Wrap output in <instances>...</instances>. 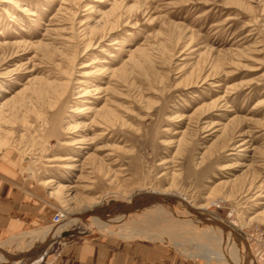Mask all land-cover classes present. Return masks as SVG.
<instances>
[{
    "label": "rangeland",
    "instance_id": "obj_1",
    "mask_svg": "<svg viewBox=\"0 0 264 264\" xmlns=\"http://www.w3.org/2000/svg\"><path fill=\"white\" fill-rule=\"evenodd\" d=\"M72 138L84 143L66 147ZM1 150L54 212L165 190L263 243L264 0H0ZM67 156L76 161L56 158ZM50 225L1 240L0 255L26 254ZM65 231L31 264L85 239L190 261L207 250L192 234L153 240L78 218Z\"/></svg>",
    "mask_w": 264,
    "mask_h": 264
},
{
    "label": "bare ground",
    "instance_id": "obj_2",
    "mask_svg": "<svg viewBox=\"0 0 264 264\" xmlns=\"http://www.w3.org/2000/svg\"><path fill=\"white\" fill-rule=\"evenodd\" d=\"M87 92L88 91H83L82 95L80 96H89ZM99 114H100V111H99ZM181 118H184V116H182ZM67 129H70V128L68 127ZM241 135H244V134H241ZM245 142L246 141H241L238 145H236V147L240 148L241 146L245 144ZM81 143H84L83 138H72V139H69L63 142V144L66 147H70V148L74 147L76 144H81ZM240 150H243V149H240ZM56 158H58V160L76 161L75 158L69 157V156L56 157ZM62 166H63L62 168H66V169L72 167V165L70 164H63ZM50 182L51 180H45L43 181L42 184L44 186V185L49 184ZM157 192L163 195L167 194L166 193L167 191L165 190L164 191L160 190ZM50 194H53V192H50ZM136 194L137 193H133L129 195V197L119 198L117 196V198L114 197L112 199H102L101 201L92 202L90 205L86 206L85 211H90V210H93L94 208H98L100 210L105 209V210L102 213L86 215L83 218H79L77 217V215H80L85 211L76 213V217H73L72 216L73 214L68 213L66 211H65L66 213L61 210L57 211V212H63V216H64L63 219L56 224H53L51 221L50 226H55V227L53 228L51 227L52 228L51 230H49L50 229L49 228L47 231L43 232L45 233L43 240L40 241L37 245H35L32 249H30L26 254L21 255L19 257H12L13 260L17 258L14 264L33 263L35 258L42 254V252L51 243L52 240L56 238H61L62 236L66 234V232H68V231H65V225L69 224L72 221L74 222L77 218L79 221L86 224L87 227L90 229L94 228L98 230L99 229L106 230V228L110 224H115L117 228H119L122 231H125V232L131 231V233L133 234L135 233L136 236L140 238H147V239L151 238L153 240L160 239V238L168 239L169 236L177 237L185 233L192 234L191 236L193 239L195 238L200 241L203 240V242H205V244L207 245V250H203V249L201 250V249L195 248L194 249L195 251L190 253V255L194 256L196 260H200L204 263H210L213 261L214 262L217 261L222 264H237L238 263L237 260L239 257L241 264H245V262H247V264H255L254 259L251 255L249 244L247 240L243 238V234L241 233L239 229H236L235 227L231 226L235 228L237 231H239V233L241 234L242 239L240 241L237 238V236L234 233L230 232L229 230L222 228L219 225L204 222L207 220V217L204 213H208L211 215L210 216L211 218H214L220 222L226 223L222 218L214 214H211L209 211L206 210L208 208L207 203L199 204V205L186 204L189 207H192L198 211L203 212V213H199V212L191 211L189 208H187L188 206L182 205L180 201H179L180 203L178 202L179 203L178 204L176 200L175 201L173 200L176 198V197L173 198V196L164 198L163 195L160 196L159 194H156L153 192H144V193H139L137 195ZM156 197L163 198L162 199L163 202L158 204L161 207V209L159 208V206H156L157 204L156 205L155 204L153 205L145 204L147 203L148 199L156 198ZM164 199H166L167 202ZM140 202H142L143 204ZM128 203L130 204L127 205ZM145 205H149V207L148 206L146 207ZM127 208L133 211L127 212L126 211ZM129 213H132L137 216V221H139L138 222L139 226L133 227L129 225L130 222H128L127 220V216H129ZM254 217H252L251 219H254ZM140 223H143L146 228H143L141 226L142 224ZM158 223H161V224L165 223L166 224L165 229L154 228L157 230H152L153 228H149L150 226H155ZM226 224L228 225V223ZM200 227H205V228L207 227L211 229L210 232L207 233L208 237H205L207 239H203L204 237L203 235L196 237L195 234L197 233H195V231L199 232V230H201ZM148 229H151V230H148ZM162 230H164L163 233H161ZM175 230L179 232L177 233L175 232ZM224 232L226 233L225 235L227 236L224 235ZM136 236H133V237H136ZM262 245L264 246V242L262 243ZM36 252H38V255L35 257L34 254ZM13 260H7L0 255V264H10L11 261Z\"/></svg>",
    "mask_w": 264,
    "mask_h": 264
},
{
    "label": "crops",
    "instance_id": "obj_3",
    "mask_svg": "<svg viewBox=\"0 0 264 264\" xmlns=\"http://www.w3.org/2000/svg\"><path fill=\"white\" fill-rule=\"evenodd\" d=\"M11 157L6 151H0V241L46 228L56 213L50 205L45 204L43 188L23 178L19 164ZM249 248L255 264H264L262 243L252 242ZM180 254L171 247L157 249L136 243L117 246L101 240L85 239L63 248L52 264L213 263L190 261L186 259L187 256ZM237 262L241 264L239 257Z\"/></svg>",
    "mask_w": 264,
    "mask_h": 264
},
{
    "label": "water",
    "instance_id": "obj_4",
    "mask_svg": "<svg viewBox=\"0 0 264 264\" xmlns=\"http://www.w3.org/2000/svg\"><path fill=\"white\" fill-rule=\"evenodd\" d=\"M163 198H159V197H156V198H150V199H148L147 200V203H145V204H149V205H153V204H159V203H162L163 202V200H162ZM134 201V200H133ZM132 201V202H133ZM131 202V203H132ZM140 203H142V202H140ZM130 203H128L127 205H129ZM143 204V203H142ZM187 208H189L191 211H193V212H199V213H203V212H201V211H198V210H196V209H194V208H192V207H187ZM105 210V209H104ZM104 210H100V209H98V208H94L93 210H90V211H85V212H83L82 214H80V215H77V217H79V218H83L84 216H86V215H91V214H96V213H102ZM125 211V210H124ZM126 211L127 212H131V211H133V210H130L129 208H127L126 209ZM205 215H206V217H207V220L206 221H204V222H208V223H211V224H215V225H219V226H221L222 228H225V229H227V230H229L230 232H232V233H234L236 236H237V238L239 239V241L242 239V236H241V234L239 233V231H237L235 228H233V227H231L230 225H227L226 223H224V222H220V221H218V220H216V219H214V218H211L210 216V214H208V213H204Z\"/></svg>",
    "mask_w": 264,
    "mask_h": 264
},
{
    "label": "built area",
    "instance_id": "obj_5",
    "mask_svg": "<svg viewBox=\"0 0 264 264\" xmlns=\"http://www.w3.org/2000/svg\"><path fill=\"white\" fill-rule=\"evenodd\" d=\"M63 212H56L55 214H54V216L52 217V223L53 224H56V223H58V222H60L62 219H63Z\"/></svg>",
    "mask_w": 264,
    "mask_h": 264
}]
</instances>
